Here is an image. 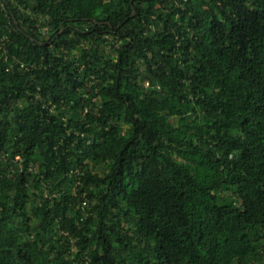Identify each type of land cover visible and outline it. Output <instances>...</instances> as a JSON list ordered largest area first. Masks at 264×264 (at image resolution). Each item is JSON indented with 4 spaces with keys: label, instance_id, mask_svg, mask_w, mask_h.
<instances>
[{
    "label": "trees",
    "instance_id": "16d2710c",
    "mask_svg": "<svg viewBox=\"0 0 264 264\" xmlns=\"http://www.w3.org/2000/svg\"><path fill=\"white\" fill-rule=\"evenodd\" d=\"M11 1L0 264H264V0Z\"/></svg>",
    "mask_w": 264,
    "mask_h": 264
},
{
    "label": "built area",
    "instance_id": "2783aa9c",
    "mask_svg": "<svg viewBox=\"0 0 264 264\" xmlns=\"http://www.w3.org/2000/svg\"><path fill=\"white\" fill-rule=\"evenodd\" d=\"M9 3L11 4L12 1H11V0H10V1H7V0H0V8H1V10L4 11V12H6ZM19 10H20V8H19ZM26 13L29 14V11L27 10ZM36 27L39 28V30L41 31V33H42L43 35L46 34V33L48 32V30H49V27L46 26V25H38V26H36ZM114 48H115V49H118V46L115 45ZM143 86H144L145 88H147V87H148V83H144ZM16 160H19V158L17 157ZM76 184L79 185L80 183L77 182ZM82 205H83V206H86V205H87V202H83Z\"/></svg>",
    "mask_w": 264,
    "mask_h": 264
},
{
    "label": "rangeland",
    "instance_id": "374dc122",
    "mask_svg": "<svg viewBox=\"0 0 264 264\" xmlns=\"http://www.w3.org/2000/svg\"><path fill=\"white\" fill-rule=\"evenodd\" d=\"M105 53H107V54H112L113 53V51L110 49V46H106L105 47ZM171 122H173V120H171Z\"/></svg>",
    "mask_w": 264,
    "mask_h": 264
}]
</instances>
